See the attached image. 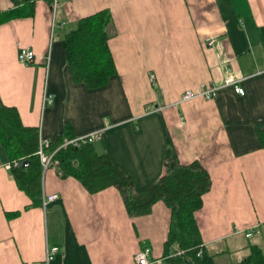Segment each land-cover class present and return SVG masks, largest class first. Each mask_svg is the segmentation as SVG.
<instances>
[{"label":"crops","instance_id":"1","mask_svg":"<svg viewBox=\"0 0 264 264\" xmlns=\"http://www.w3.org/2000/svg\"><path fill=\"white\" fill-rule=\"evenodd\" d=\"M9 7L0 0V11ZM101 9L110 14L107 46L115 74L88 88L71 81L63 35ZM52 18L60 28L51 29ZM261 26L264 0H56L53 6L34 0L30 16L0 23V101L48 143L66 125L69 140L100 131L97 149L135 189L163 174L165 149L171 161L197 160L210 180L194 212L200 239L213 264L221 258L231 264L248 244L240 243L230 260L232 241L256 235L254 243L264 249V146L256 135L264 126ZM19 48L33 51L31 63L17 60ZM227 76L241 94L223 83ZM209 84L217 86L209 99L181 101L185 90ZM56 170H43L42 196L56 195L43 208L30 205L0 166V264H44L51 246L57 250L47 264H133L141 246L153 257L162 254L170 211L161 200L149 213L129 216L115 187L88 193Z\"/></svg>","mask_w":264,"mask_h":264},{"label":"trees","instance_id":"2","mask_svg":"<svg viewBox=\"0 0 264 264\" xmlns=\"http://www.w3.org/2000/svg\"><path fill=\"white\" fill-rule=\"evenodd\" d=\"M9 1L11 7L0 11V23L32 14L34 0ZM109 22V11L101 9L77 19L64 33V58L73 83L97 88L115 74L107 46ZM258 33L264 50V26L258 28ZM64 127L63 135L44 147L45 154L54 150L51 161L56 162L47 168L56 166L60 177L77 180L88 193L115 187L129 216L147 214L151 205L161 200L169 208L170 217L159 257L168 251H181L168 257L165 264H213V255L203 246L194 219V212L201 207V196L210 186L208 173L197 160L187 164L171 161L170 151L165 149L163 174L147 187L135 189L131 178L111 161L106 152L97 149L98 143L61 146L72 138L70 126ZM256 135L260 145L264 146V126L256 127ZM38 137L36 127L23 125L17 110L0 101V146L7 154V162L19 163L8 170L32 206H41L42 197L43 168L36 154ZM11 214H17V211ZM246 249V255L231 264H264L263 248L256 243H248Z\"/></svg>","mask_w":264,"mask_h":264},{"label":"built area","instance_id":"3","mask_svg":"<svg viewBox=\"0 0 264 264\" xmlns=\"http://www.w3.org/2000/svg\"><path fill=\"white\" fill-rule=\"evenodd\" d=\"M50 4L53 6L56 3V0H49ZM54 27H61V23H57L56 21L53 20L51 21V29ZM213 42V39L211 37H208L206 40V44L210 45ZM33 51L29 48H19V50L16 53V58L19 62L22 63H31L33 61ZM45 61L47 62L48 60L45 58ZM149 78L152 79L153 75L150 74ZM224 84H231L233 86V90L236 93L241 94L242 89L238 86L237 80L233 78L232 76H227L224 81ZM217 86L214 84H209V85H200L199 89L195 92L191 90H185L182 95H181V101H186L193 99L195 97H204L206 99H209L210 97L213 96ZM51 96L50 94L45 95L44 102L45 103H50L51 102ZM101 132L100 131H95L80 137H76L74 139L69 140L68 142L62 144L61 146L69 143L75 146H78L80 143H92L96 140L100 139ZM48 145V142L46 140H40V137H38V148L36 151V154L39 158L40 164L42 165L43 170L46 169L49 165H56L55 161H51L52 159V153L50 154H45L44 153V147ZM18 162H5V163H0V166L9 169L11 166H16L18 165ZM56 198V195L54 194H47L43 195L41 197V206L44 208L49 202L53 201ZM247 235L249 233L247 232ZM57 247L56 246H51L47 249L46 254H45V261L44 264H47L48 260L52 258V255L56 252ZM181 251L177 252H171L168 251L166 255H163L161 257H153L150 255V249L147 246H141L134 254H133V264H165L166 259L172 255L180 254Z\"/></svg>","mask_w":264,"mask_h":264},{"label":"rangeland","instance_id":"4","mask_svg":"<svg viewBox=\"0 0 264 264\" xmlns=\"http://www.w3.org/2000/svg\"><path fill=\"white\" fill-rule=\"evenodd\" d=\"M39 136V135H38ZM245 235L246 236H249L250 235V233H249V235H247V232L245 233ZM256 237V235H254L253 237H251V238H243L242 237V239H240V240H236V241H232L231 242V246H230V251H229V258H230V260H236V256H237V253H238V251H235V250H237V249H235V248H238L239 247V245H240V243H243V242H252V243H254L255 241H253L254 240V238ZM217 246L216 247H222L221 245L222 244H216ZM215 264H225V262L223 261V258H221V259H217L216 261H215Z\"/></svg>","mask_w":264,"mask_h":264},{"label":"water","instance_id":"5","mask_svg":"<svg viewBox=\"0 0 264 264\" xmlns=\"http://www.w3.org/2000/svg\"><path fill=\"white\" fill-rule=\"evenodd\" d=\"M24 164V162H21V165H23Z\"/></svg>","mask_w":264,"mask_h":264}]
</instances>
